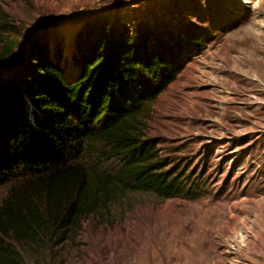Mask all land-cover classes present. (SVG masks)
Instances as JSON below:
<instances>
[{"label": "rangeland", "instance_id": "obj_1", "mask_svg": "<svg viewBox=\"0 0 264 264\" xmlns=\"http://www.w3.org/2000/svg\"><path fill=\"white\" fill-rule=\"evenodd\" d=\"M97 18L204 42L139 116L190 192L124 191L63 242L17 245L24 264H264V0H0V73L18 74L37 38L72 72L77 37ZM93 147L90 157L105 150Z\"/></svg>", "mask_w": 264, "mask_h": 264}, {"label": "trees", "instance_id": "obj_2", "mask_svg": "<svg viewBox=\"0 0 264 264\" xmlns=\"http://www.w3.org/2000/svg\"><path fill=\"white\" fill-rule=\"evenodd\" d=\"M203 48L193 35L97 18L77 37L72 72L37 38L18 74L0 73V264H24L17 245L63 242L124 191L190 192V174L159 155L139 116ZM98 143L94 156L121 161L115 173L92 167Z\"/></svg>", "mask_w": 264, "mask_h": 264}]
</instances>
